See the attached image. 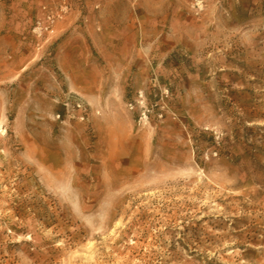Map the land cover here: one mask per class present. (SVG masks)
Instances as JSON below:
<instances>
[{"label":"rangeland","instance_id":"374dc122","mask_svg":"<svg viewBox=\"0 0 264 264\" xmlns=\"http://www.w3.org/2000/svg\"><path fill=\"white\" fill-rule=\"evenodd\" d=\"M0 264H264V0H0Z\"/></svg>","mask_w":264,"mask_h":264},{"label":"built area","instance_id":"2783aa9c","mask_svg":"<svg viewBox=\"0 0 264 264\" xmlns=\"http://www.w3.org/2000/svg\"><path fill=\"white\" fill-rule=\"evenodd\" d=\"M54 22V18L52 15L48 14L44 19L38 20L37 29L39 32H48L51 30L52 23ZM63 113H56L57 118H68V119H77V120H85L88 117V107L86 104L80 100L79 98H74V100H70L67 98L62 102Z\"/></svg>","mask_w":264,"mask_h":264}]
</instances>
